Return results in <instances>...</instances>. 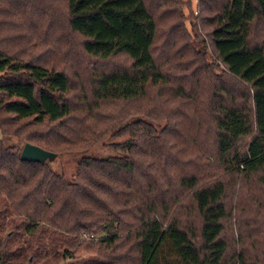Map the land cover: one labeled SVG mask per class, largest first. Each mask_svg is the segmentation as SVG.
I'll use <instances>...</instances> for the list:
<instances>
[{
  "label": "trees",
  "instance_id": "1",
  "mask_svg": "<svg viewBox=\"0 0 264 264\" xmlns=\"http://www.w3.org/2000/svg\"><path fill=\"white\" fill-rule=\"evenodd\" d=\"M202 4L211 64L176 24L158 51L176 0H0V264H252L226 232L264 189V0Z\"/></svg>",
  "mask_w": 264,
  "mask_h": 264
},
{
  "label": "rangeland",
  "instance_id": "2",
  "mask_svg": "<svg viewBox=\"0 0 264 264\" xmlns=\"http://www.w3.org/2000/svg\"><path fill=\"white\" fill-rule=\"evenodd\" d=\"M29 1L36 2L38 0ZM175 7H178L176 15H164V17L168 16V21H165L164 17L159 18L162 36L157 43L158 51L161 50L162 54L165 52L164 49H166V47L164 40L167 37L170 26L176 24L175 26H180L181 29L183 31L185 30V33L187 32L190 36V40L188 42L189 45L192 40L195 41L196 34L199 35L198 40L203 41L204 45H206V47H204L207 52L205 55V62L207 64L213 63L214 58L212 56V49L207 35L210 28L205 25L203 26L201 23L203 18L202 0H176ZM257 29L259 31H263L260 25H258ZM184 43L179 42L177 46L179 47ZM184 54L185 56L183 61L192 59L194 53L187 51ZM122 62L125 64V61L122 60L120 63ZM188 71H190V69H188ZM163 125L164 122L158 124L157 126L160 129ZM127 137V135L119 137L109 136L92 149V152L99 156L111 155L113 152L108 147V144L123 142L127 139ZM1 138L2 136L0 133V139ZM11 140L12 142L16 141L15 138H12ZM78 159H80V156L76 157L64 155L60 159L56 160L55 163H52V167L57 172L64 173L65 175H69L67 177H71V174L74 173L76 168L75 162ZM240 188L241 186L231 195L233 196V199L228 200V203L233 206V216L235 220L233 221V228L227 230L226 238L235 251L242 250L246 256H248V260L252 261V264H257L259 261L264 262V189L256 186ZM246 195H248L249 198H251V196H254L255 198L250 201L245 198ZM242 197L246 203L240 200ZM240 233L243 236L242 241L238 235ZM241 243L242 245H240Z\"/></svg>",
  "mask_w": 264,
  "mask_h": 264
},
{
  "label": "water",
  "instance_id": "3",
  "mask_svg": "<svg viewBox=\"0 0 264 264\" xmlns=\"http://www.w3.org/2000/svg\"><path fill=\"white\" fill-rule=\"evenodd\" d=\"M55 157V154L28 143L23 146L20 152V159L26 162H52Z\"/></svg>",
  "mask_w": 264,
  "mask_h": 264
},
{
  "label": "built area",
  "instance_id": "4",
  "mask_svg": "<svg viewBox=\"0 0 264 264\" xmlns=\"http://www.w3.org/2000/svg\"><path fill=\"white\" fill-rule=\"evenodd\" d=\"M88 240H94V241H97V240H98V237H94V236H92V235H90V236L84 235V236L82 237V241H88Z\"/></svg>",
  "mask_w": 264,
  "mask_h": 264
}]
</instances>
